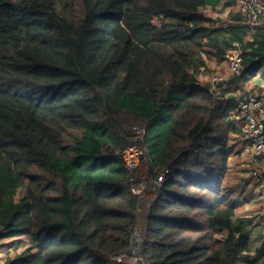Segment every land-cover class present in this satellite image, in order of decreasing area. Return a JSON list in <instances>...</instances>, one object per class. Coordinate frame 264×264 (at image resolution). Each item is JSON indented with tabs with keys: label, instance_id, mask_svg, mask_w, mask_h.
Instances as JSON below:
<instances>
[{
	"label": "trees",
	"instance_id": "1",
	"mask_svg": "<svg viewBox=\"0 0 264 264\" xmlns=\"http://www.w3.org/2000/svg\"><path fill=\"white\" fill-rule=\"evenodd\" d=\"M239 1L0 0V241L30 246L7 264H128L136 234L140 264H264V220L228 179L238 102L264 92V22L247 40L203 13ZM234 43L241 72L216 95L204 56Z\"/></svg>",
	"mask_w": 264,
	"mask_h": 264
},
{
	"label": "built area",
	"instance_id": "2",
	"mask_svg": "<svg viewBox=\"0 0 264 264\" xmlns=\"http://www.w3.org/2000/svg\"><path fill=\"white\" fill-rule=\"evenodd\" d=\"M237 9L243 18V25L248 28V38L251 40L253 33L264 22V0H241ZM242 45L234 43L232 50L228 51V69L225 74H216L210 79V91L221 95L220 87L226 89L232 78L239 75L242 69ZM240 128V138L243 151L251 154L253 159L264 158V135L262 120H264V93L254 95L238 102L237 113L234 117ZM134 144L121 153V157L129 171L136 170L143 156L141 146L144 144L147 131L143 127H135ZM251 178L256 185L264 183L263 172L259 169L251 170ZM134 255L128 260L129 264H140L142 259L138 256L139 249L132 247ZM119 261L124 257H119Z\"/></svg>",
	"mask_w": 264,
	"mask_h": 264
},
{
	"label": "rangeland",
	"instance_id": "3",
	"mask_svg": "<svg viewBox=\"0 0 264 264\" xmlns=\"http://www.w3.org/2000/svg\"><path fill=\"white\" fill-rule=\"evenodd\" d=\"M237 5L234 8L230 7L224 9V2H222V4L216 8L208 7L204 9L203 13L210 21L208 26L220 29L228 24H234V16L239 18L238 23L243 25V18L237 9ZM204 57L205 66L201 69L200 76L205 83L210 84V79L214 75L225 74L227 72L228 64L225 60L222 61L219 58ZM258 84L257 89H255L256 93L259 89L264 90V84L262 82ZM238 136L239 134L234 135L233 138V144L236 147L234 151L236 154L229 160L228 179L230 184L236 187V195L241 196L243 207L240 211L253 219L255 226L258 222H261L260 220H264V183L262 185H256L255 182H253L255 185L253 186L249 179L251 178L250 173L252 169H259L264 175V158L260 160L253 159L251 154L243 151L242 147L238 144ZM25 196L26 188L22 187L18 190L16 200L20 202ZM138 242H140V239L136 234L132 247H135ZM29 247V240L26 237L1 240L0 264H7V262L14 259L20 251L28 249Z\"/></svg>",
	"mask_w": 264,
	"mask_h": 264
},
{
	"label": "water",
	"instance_id": "4",
	"mask_svg": "<svg viewBox=\"0 0 264 264\" xmlns=\"http://www.w3.org/2000/svg\"><path fill=\"white\" fill-rule=\"evenodd\" d=\"M233 98H235V95H229L228 96V99H233ZM262 125H263V135H264V120H262Z\"/></svg>",
	"mask_w": 264,
	"mask_h": 264
}]
</instances>
